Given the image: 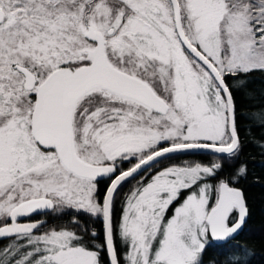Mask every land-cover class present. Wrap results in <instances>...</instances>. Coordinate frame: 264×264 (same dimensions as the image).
Segmentation results:
<instances>
[{
  "label": "snow or ice",
  "instance_id": "obj_1",
  "mask_svg": "<svg viewBox=\"0 0 264 264\" xmlns=\"http://www.w3.org/2000/svg\"><path fill=\"white\" fill-rule=\"evenodd\" d=\"M255 72L264 0H0V264H204L214 243L250 264ZM42 212L70 219L21 222Z\"/></svg>",
  "mask_w": 264,
  "mask_h": 264
},
{
  "label": "trees",
  "instance_id": "obj_2",
  "mask_svg": "<svg viewBox=\"0 0 264 264\" xmlns=\"http://www.w3.org/2000/svg\"><path fill=\"white\" fill-rule=\"evenodd\" d=\"M249 88L247 92L252 93L251 96L242 94L240 96V104L243 106V111H248L249 104H259L264 93V73L255 72L249 77ZM242 138L244 139V147L240 153L239 162L247 165L246 177L240 178L236 186L241 187L247 199L249 207V215L245 223L243 231L236 237L232 243H238L250 249L254 255L250 257V264H264V128L253 126L247 119L241 121ZM215 159L210 154L204 153L199 155H184L173 160H165L163 164L176 163L180 164L184 161H195L208 163ZM161 165H157V168ZM215 183V181H210ZM106 181L99 185L100 194L106 186ZM130 185H126L123 191H127ZM120 214V206L117 204L115 215L118 218ZM70 216L56 213H49L47 227H55L57 225L67 224ZM95 227L101 232L100 224L97 222ZM7 240H1L0 244H6ZM100 241L98 240L97 243ZM119 243V242H118ZM228 247H219L214 243L213 246L207 248L204 253V264H217L226 259ZM102 263L108 264L106 253H101Z\"/></svg>",
  "mask_w": 264,
  "mask_h": 264
},
{
  "label": "flooded vegetation",
  "instance_id": "obj_3",
  "mask_svg": "<svg viewBox=\"0 0 264 264\" xmlns=\"http://www.w3.org/2000/svg\"><path fill=\"white\" fill-rule=\"evenodd\" d=\"M49 213L50 212H42L40 214L32 215L30 218H28L27 221H21V222H32V221H38L41 219H45L46 220L45 227H46L48 219H49Z\"/></svg>",
  "mask_w": 264,
  "mask_h": 264
},
{
  "label": "water",
  "instance_id": "obj_4",
  "mask_svg": "<svg viewBox=\"0 0 264 264\" xmlns=\"http://www.w3.org/2000/svg\"><path fill=\"white\" fill-rule=\"evenodd\" d=\"M43 220L46 222L45 219H43ZM246 221H247V218H246ZM245 223H246V222H245ZM244 226H245V225H244ZM244 226H243V229H244ZM243 229H242V231H243ZM242 231H240L239 234H240ZM239 234H238V235H239ZM0 241H1V240H0ZM107 257H108V256H107Z\"/></svg>",
  "mask_w": 264,
  "mask_h": 264
},
{
  "label": "rangeland",
  "instance_id": "obj_5",
  "mask_svg": "<svg viewBox=\"0 0 264 264\" xmlns=\"http://www.w3.org/2000/svg\"><path fill=\"white\" fill-rule=\"evenodd\" d=\"M159 168V167H158ZM171 211V210H170ZM103 264V263H102Z\"/></svg>",
  "mask_w": 264,
  "mask_h": 264
}]
</instances>
